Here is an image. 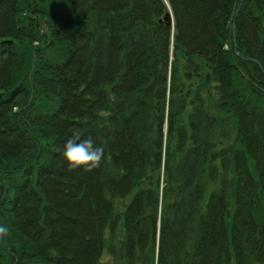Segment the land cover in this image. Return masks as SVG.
<instances>
[{
	"label": "trees",
	"instance_id": "obj_1",
	"mask_svg": "<svg viewBox=\"0 0 264 264\" xmlns=\"http://www.w3.org/2000/svg\"><path fill=\"white\" fill-rule=\"evenodd\" d=\"M21 1L0 0V166L24 156L0 264H264V0H51L63 45L31 51ZM77 131L100 169L67 168Z\"/></svg>",
	"mask_w": 264,
	"mask_h": 264
},
{
	"label": "rangeland",
	"instance_id": "obj_2",
	"mask_svg": "<svg viewBox=\"0 0 264 264\" xmlns=\"http://www.w3.org/2000/svg\"><path fill=\"white\" fill-rule=\"evenodd\" d=\"M51 0H22L20 4V13H19V19H21L25 23H29L31 27L33 28L36 35L39 37V41L35 42L33 39L29 37H23L18 43L22 47H27L28 50H33L35 47H46L51 43V41L63 45L61 42H58L57 40L53 39L52 33L49 32V30L46 28L47 22H52L51 18L47 16L42 9V5H45L46 3H50ZM54 1L52 0V3ZM46 22V23H45ZM51 39V41H50ZM33 69L29 72L27 79L25 80V90L28 91V95L26 92L22 94V92L19 95H22L21 101L22 102H29V99L36 95L39 88V80L43 78L44 81H46V77H48V73L46 70L43 71V74L39 73V65L37 61V57L35 56V51H33ZM48 87H51L48 85ZM46 88V87H44ZM15 158V159H8L4 164L0 166V174L3 170H10L12 167H14L17 164L22 165L23 158ZM26 166V165H25ZM23 165L22 168H25ZM20 168V169H22ZM22 169L21 171H23ZM2 185V181L0 180V186ZM3 186V185H2ZM4 187V186H3Z\"/></svg>",
	"mask_w": 264,
	"mask_h": 264
},
{
	"label": "clouds",
	"instance_id": "obj_3",
	"mask_svg": "<svg viewBox=\"0 0 264 264\" xmlns=\"http://www.w3.org/2000/svg\"><path fill=\"white\" fill-rule=\"evenodd\" d=\"M104 156L102 145L97 144L92 137L85 136L78 131L74 132L63 145V161L71 171L82 170L91 173L98 170L104 162ZM0 231H7V229L0 227Z\"/></svg>",
	"mask_w": 264,
	"mask_h": 264
},
{
	"label": "water",
	"instance_id": "obj_4",
	"mask_svg": "<svg viewBox=\"0 0 264 264\" xmlns=\"http://www.w3.org/2000/svg\"><path fill=\"white\" fill-rule=\"evenodd\" d=\"M242 2H243V0L241 1V3H242ZM237 12H238V11H237ZM236 15H237V14H236ZM163 22L166 23L168 26H171V24H172V16H171V14H167V15L165 16ZM234 28H235V26H234ZM234 28H233V31H235ZM234 39H235V33H234ZM234 42H235V44H236V40H234ZM4 43H7V42H4ZM9 43H10V42H9ZM239 56H240V55H239ZM240 57H241V56H240ZM241 58H243V57H241ZM243 59H245V60H247V61L255 62L256 64L259 65V63H258L257 61L252 60V59H250V58H243Z\"/></svg>",
	"mask_w": 264,
	"mask_h": 264
},
{
	"label": "bare ground",
	"instance_id": "obj_5",
	"mask_svg": "<svg viewBox=\"0 0 264 264\" xmlns=\"http://www.w3.org/2000/svg\"><path fill=\"white\" fill-rule=\"evenodd\" d=\"M12 43V42H11ZM239 55V54H238ZM38 74H43V70L40 69V72ZM32 103V102H36V99H35V96H32L30 99H29V103ZM161 182H162V179H161Z\"/></svg>",
	"mask_w": 264,
	"mask_h": 264
}]
</instances>
